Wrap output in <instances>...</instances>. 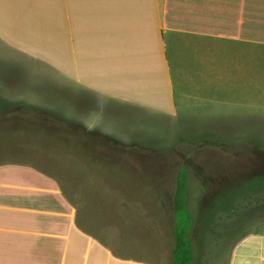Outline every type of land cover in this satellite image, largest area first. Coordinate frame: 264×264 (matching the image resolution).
Segmentation results:
<instances>
[{
  "label": "crops",
  "instance_id": "0c3cea01",
  "mask_svg": "<svg viewBox=\"0 0 264 264\" xmlns=\"http://www.w3.org/2000/svg\"><path fill=\"white\" fill-rule=\"evenodd\" d=\"M0 57V116L39 109L92 138L119 134L110 123L133 111H248L264 0H0ZM60 180L34 160L0 161V264H163L117 255L106 220ZM254 228L207 262L264 264V218Z\"/></svg>",
  "mask_w": 264,
  "mask_h": 264
},
{
  "label": "rangeland",
  "instance_id": "374dc122",
  "mask_svg": "<svg viewBox=\"0 0 264 264\" xmlns=\"http://www.w3.org/2000/svg\"><path fill=\"white\" fill-rule=\"evenodd\" d=\"M258 67L260 101L251 110L220 112L199 105L174 117L133 111L110 123L121 132L106 137L75 133L80 128L39 109L3 112L0 161L30 159L60 175L65 193L80 195L83 213L96 224L106 220L117 255L163 264L172 261L174 189L178 170L186 165L194 264H210L207 257L229 254L264 218V157L215 144L264 146V58ZM84 140L94 143L75 147Z\"/></svg>",
  "mask_w": 264,
  "mask_h": 264
},
{
  "label": "trees",
  "instance_id": "16d2710c",
  "mask_svg": "<svg viewBox=\"0 0 264 264\" xmlns=\"http://www.w3.org/2000/svg\"><path fill=\"white\" fill-rule=\"evenodd\" d=\"M226 151L235 152L238 155L246 153L258 156L260 160L264 157V146L255 142L247 144H227L215 142ZM258 161V159H257ZM189 193V169L186 165L180 167L176 177L173 196V236L174 247L171 264H193V225L194 215L188 205Z\"/></svg>",
  "mask_w": 264,
  "mask_h": 264
}]
</instances>
